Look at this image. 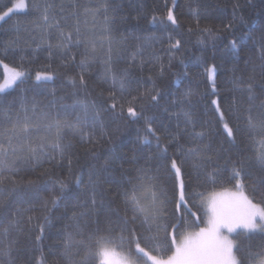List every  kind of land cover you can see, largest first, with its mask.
<instances>
[{
  "label": "snow or ice",
  "instance_id": "6c2138e0",
  "mask_svg": "<svg viewBox=\"0 0 264 264\" xmlns=\"http://www.w3.org/2000/svg\"><path fill=\"white\" fill-rule=\"evenodd\" d=\"M172 4L174 8L176 0H172ZM239 7L234 8L231 21L215 30L200 28L199 14L194 12L197 31L203 36L198 43L214 42L224 32H237V19L240 24L244 23V17L237 15ZM173 8L167 9L166 17L153 16V21L170 22L176 31L180 25ZM4 9H0V27L18 13L31 15L33 19L12 25L5 30L8 38L0 40V66L4 69L0 93L13 87L23 91L22 86L29 77L23 63L18 66L5 63L9 56L19 55L22 62H31L39 51L46 50L49 60L59 59L60 68L75 67L80 71L78 75L67 77L72 95L77 98L71 106L60 105L63 115L53 114L58 101L44 106L35 99L30 104L22 101L19 110H15L12 103L0 104V209L5 207L6 195L16 193L22 199L35 198L42 190L37 181L17 179L21 172L34 171L46 163L61 168L66 163L68 168V178L54 176L52 167L46 168L42 175H48L45 184L51 185L52 194L43 199L38 208L17 209V219L0 228V236L7 241L0 243V264H17L18 256L14 253L19 249L12 234L23 231L21 221L29 212L32 215L27 217L31 225L28 231L39 234L34 236L35 247L30 250L33 255L27 257L25 264H264V32L260 38L259 75L253 62L250 74L232 81L234 90L239 91L242 98L246 97L239 106L235 101L231 106L238 121L234 125L236 131L224 119L219 100H210L223 123L228 147L213 145L211 124L206 129L201 125L204 130L195 131L192 113L184 111L183 107L176 115L178 119L183 116L185 128L179 129L177 125L178 131L169 134L167 142H162L159 129L154 127L157 120L145 114L159 107L165 99L157 86V77L150 75L145 79L130 74L128 68L114 70L113 54L126 60L129 67L138 64L143 69L146 63L159 64L158 76L163 77L171 69L173 60L179 59L177 54L182 53V38L168 35L167 64L154 53L145 60L143 44L121 57L119 53L123 49L117 46L124 45L127 38L115 36L117 25L124 19L116 0H98L95 4L81 0H9ZM149 39L163 41V37ZM230 43L233 50H238L236 40ZM97 64L103 66L97 81L107 85L98 92L102 98L99 102L87 99L95 90L89 78ZM207 71L211 95L218 96L216 68L213 66ZM35 79L46 83L53 80V73L38 71ZM52 91L54 93L55 89ZM81 93L84 99L79 98ZM194 94L196 90L189 88L169 103L183 105ZM140 121L144 122L145 135L138 136V141L150 149L155 141L153 155L160 167L155 170L137 167L134 175L128 173V178L117 185L123 217H118L117 221L108 217L101 221L97 217L96 228L86 232L81 221L91 218L104 205L103 185L115 183L107 175L109 169L123 160L115 146L108 148L103 163L90 169L87 182L81 176L75 177L76 185L82 187L83 192L72 206L71 223L63 227L61 242L49 246L46 254L42 240L45 227L51 224L49 214L70 191L76 145L71 141L65 143L66 137L78 138L85 154L100 160L97 149L104 144L114 145L122 134V122ZM188 125H193L192 131L187 130ZM237 133L246 136L255 146L251 155L238 160L232 158L233 150L240 147ZM182 136L188 138L186 144L178 143ZM173 141L177 142L176 150L170 156L169 145ZM221 159L223 164L219 163ZM188 161L192 162L198 176L204 178L201 185L204 191H188L190 186L183 178L186 169L182 171ZM164 175L170 177L168 187L162 178ZM257 235L259 244L254 243ZM241 238L248 243H243ZM36 252L38 256L34 255Z\"/></svg>",
  "mask_w": 264,
  "mask_h": 264
},
{
  "label": "trees",
  "instance_id": "16d2710c",
  "mask_svg": "<svg viewBox=\"0 0 264 264\" xmlns=\"http://www.w3.org/2000/svg\"><path fill=\"white\" fill-rule=\"evenodd\" d=\"M81 2L95 4L98 0H81ZM8 3L9 0H0V9L5 10L4 5ZM116 3L120 5V15L124 19L117 25L118 31L115 36L117 38L121 36L127 38L124 45L117 46L123 49L119 56L123 57L129 52L135 51L137 45L143 44V58L145 60H149L154 53L160 56L163 62L167 64L168 53L165 50L168 48V35H172L174 38H182L183 40L182 53L177 54L179 59L173 60L171 69L166 71L163 77L158 76L159 64L146 63L143 69L138 64L129 67L126 60L118 59L115 52L113 54L114 70L120 71L128 68L130 74L142 76L145 79L150 75L157 77V86L163 92L165 99L161 101L159 107L152 108L145 114L155 117L157 120V124L154 127L159 129L158 134L161 135L162 142H167L169 134H175L178 131L177 125H179V129L185 128L183 116L181 115L178 119L176 115L181 112L183 107L184 111L192 113L195 131L204 130L201 125L206 129L211 124L213 145L223 144L224 147H228L227 134L223 128V123L219 121V113L215 112V106L210 104V100H219L221 111L225 113L224 119L236 131L234 125L238 121L235 113L231 110V106L234 101L239 106L242 99L246 101V97L242 98L241 93L234 90L232 81L236 77L250 74L253 62L257 65L256 71L257 75H259L258 66L261 63L260 38L262 32H264V3H261V0H176L174 8L172 0H116ZM237 5L240 6L236 9L237 15L244 17L243 24H240L238 19L236 21L239 28L237 32H224L214 42L198 43V40L202 39L203 36L197 31V16L193 14L194 12L199 14L200 28L211 27L215 30L222 28L223 24L232 20L233 11ZM168 8H173V13L179 22L180 26L176 31H173L175 26L171 25L170 22L165 21V24H161L159 20L154 22L152 19L153 16L166 17ZM31 19H33V16H26L23 13L13 16L0 27V40L8 38L5 30L11 28L12 25L23 24ZM189 29L193 31L189 32ZM177 32H179V36H177ZM137 37L140 39H136ZM159 37H163L162 42L149 39ZM232 40L237 41L238 50L232 49L230 43ZM77 60H79V55ZM181 60L183 63H180ZM5 63H9L10 66H18L23 63L24 69L29 73V77L22 86L23 91L13 87L8 89L6 93H0V104L12 103L14 109L19 110L22 101L30 104L35 99L41 102V106L48 105L51 101H58L53 109V114L60 112L61 115L64 114L60 108L61 104L66 106L74 104L77 97L72 95L73 89L67 77L78 75L79 68L70 67L67 70L60 68L59 59L53 57L49 60L46 50L39 51L36 59L31 62L27 60L22 62L19 55H15L5 59ZM213 66L216 68L215 81L219 93L218 96L211 95V81L208 79L209 73L207 69ZM38 71L52 72L53 80L46 83L37 82L33 75ZM102 71L103 66L97 64L91 72L89 84L95 86V90L87 98L88 100L99 102L102 99L98 96V92L101 87L107 88V85L99 84L97 81V76ZM185 72H187V75H185ZM3 75L4 69L0 66V82L3 79ZM189 88L195 89L196 94L188 97L183 105L178 102L175 104L169 103V101L176 100L182 96ZM53 89H55L54 93ZM106 95L107 92H105ZM79 98L84 99V94L81 93ZM244 106L246 107V103ZM165 108L168 109L167 112ZM68 111L71 112L72 109L69 108ZM76 111L79 112V109ZM243 126L241 122V127ZM121 127L122 134L115 140L114 145L104 144L97 149L98 154L101 156L100 160H94L90 155H86L79 144L78 138L71 135L66 137L65 143L71 141L76 145L73 149L74 159L70 191L58 207L53 208L49 214L51 224L45 227L42 240V247L46 254L49 246L57 245L61 242L63 227L71 223L69 217L73 210L72 206L77 202V197L83 192V188L76 185L75 177L81 176L87 182L90 169L93 165L99 167L103 163V155L106 154L108 148L115 146L117 153L123 157V160L114 168L109 169L107 175L115 183L103 185V189L106 190L104 205L99 207L97 213L91 218L86 217L81 221V226L85 228L86 232L96 228L97 217L101 221L106 217L113 221H117L118 217H123L124 209L121 200L117 196V192L120 190L117 185L122 179L126 180L128 178V173L134 175V169L137 167H148L153 170L160 167L159 162L153 155L155 152V141L153 140L151 149L138 141V136L143 137L145 135L144 122L127 124L122 122ZM187 130L192 131L193 125H188ZM237 139L240 147L233 150L232 158L238 160L251 155V152L255 150V146L251 144L246 136L239 133H237ZM256 139L258 140L259 137H256ZM187 140L186 136H182L178 143L186 144ZM176 144L177 142L173 141V144L169 145L170 156L175 153ZM133 157H136V159L133 160ZM121 163L123 164L122 168L120 167ZM219 163L223 164V159ZM49 167L52 166L46 163L43 167H37L34 171L21 172L17 179L37 181L38 186L42 190L35 198L24 197L22 199L16 193L6 195L5 207L0 209V228L6 227L17 219V209L38 208L39 203L52 194L51 185L45 184V181L48 180V175H42L44 170ZM185 169L186 172L183 178L186 185L190 186L188 191H204V187L201 186L204 178L198 176L191 161L186 162L182 166V171ZM161 171L163 172V169ZM52 173L54 176L68 178L67 164L65 163L63 168L52 167ZM162 178L166 182L165 186L168 187L170 177L164 175ZM45 188L47 190H43ZM28 215H32V213H27L21 221L23 231L12 234V238L17 241L16 247L19 249L18 253H14V255L18 256L17 264H25L27 257L33 255L30 250L35 247L34 236L39 234L38 231L29 233L28 229L31 225L28 224ZM33 224H35V221H33ZM241 239L243 243H248L244 238ZM260 242V237L257 235L254 243L259 244ZM0 243H7V241L0 236ZM34 255L38 256L39 253L36 252ZM49 259L51 260L52 257H49Z\"/></svg>",
  "mask_w": 264,
  "mask_h": 264
},
{
  "label": "rangeland",
  "instance_id": "374dc122",
  "mask_svg": "<svg viewBox=\"0 0 264 264\" xmlns=\"http://www.w3.org/2000/svg\"><path fill=\"white\" fill-rule=\"evenodd\" d=\"M5 10H6V9H5ZM211 68H212V67H211ZM40 72H43V71H40ZM35 75H36V73H34V75H33V76H34V78H35ZM2 80H3V79H1V82H2Z\"/></svg>",
  "mask_w": 264,
  "mask_h": 264
}]
</instances>
